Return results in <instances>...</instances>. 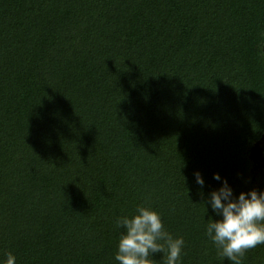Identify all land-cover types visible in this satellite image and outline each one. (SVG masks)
Listing matches in <instances>:
<instances>
[{
  "label": "trees",
  "instance_id": "1",
  "mask_svg": "<svg viewBox=\"0 0 264 264\" xmlns=\"http://www.w3.org/2000/svg\"><path fill=\"white\" fill-rule=\"evenodd\" d=\"M261 43L264 0H0V259L118 264L115 220L150 206L219 264L213 174L264 190Z\"/></svg>",
  "mask_w": 264,
  "mask_h": 264
},
{
  "label": "clouds",
  "instance_id": "2",
  "mask_svg": "<svg viewBox=\"0 0 264 264\" xmlns=\"http://www.w3.org/2000/svg\"><path fill=\"white\" fill-rule=\"evenodd\" d=\"M257 56L264 58V43L258 44ZM194 176L202 189V174L196 171ZM213 179L221 186L211 191L204 204L218 218L208 217L205 235L217 250L219 264L225 259L230 264H242L248 249L264 245V190L250 189L237 196L219 173H214ZM115 227L123 229L114 256L118 264H155L153 256L157 253L162 254L160 264H182L183 237L167 231L160 213L150 206H137L132 215L118 217ZM0 264H16L15 255L5 253Z\"/></svg>",
  "mask_w": 264,
  "mask_h": 264
},
{
  "label": "water",
  "instance_id": "3",
  "mask_svg": "<svg viewBox=\"0 0 264 264\" xmlns=\"http://www.w3.org/2000/svg\"><path fill=\"white\" fill-rule=\"evenodd\" d=\"M250 158L259 167H264V133L249 149Z\"/></svg>",
  "mask_w": 264,
  "mask_h": 264
},
{
  "label": "flooded vegetation",
  "instance_id": "4",
  "mask_svg": "<svg viewBox=\"0 0 264 264\" xmlns=\"http://www.w3.org/2000/svg\"><path fill=\"white\" fill-rule=\"evenodd\" d=\"M261 167L258 166V164L255 163V169H260Z\"/></svg>",
  "mask_w": 264,
  "mask_h": 264
},
{
  "label": "rangeland",
  "instance_id": "5",
  "mask_svg": "<svg viewBox=\"0 0 264 264\" xmlns=\"http://www.w3.org/2000/svg\"><path fill=\"white\" fill-rule=\"evenodd\" d=\"M260 169H262V167Z\"/></svg>",
  "mask_w": 264,
  "mask_h": 264
}]
</instances>
